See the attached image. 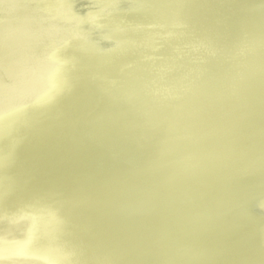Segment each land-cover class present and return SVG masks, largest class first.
I'll return each instance as SVG.
<instances>
[{
  "label": "bare ground",
  "instance_id": "obj_1",
  "mask_svg": "<svg viewBox=\"0 0 264 264\" xmlns=\"http://www.w3.org/2000/svg\"><path fill=\"white\" fill-rule=\"evenodd\" d=\"M3 1L11 8L15 0ZM84 1L87 0H49L47 4L37 6L43 12L41 15L35 18L23 14L22 21L14 13L6 16L8 25L13 27L11 30L0 29V65L6 63L5 69L13 72H4L6 81H0V99L8 85L27 77L31 80L35 76V80L36 75L40 79L43 75L40 72L47 55L44 56L39 47L35 48L42 41V27L49 28L54 43L63 39L64 26L55 21L60 17L68 20L70 15H78L81 17L78 27L86 28L84 18L88 10L82 5ZM92 1L101 19L95 35L102 33L110 44V49L96 54L100 70L94 65L92 68V56L98 46L96 37H90L83 55L76 47H68L63 53L70 59L79 58L80 66L90 69L92 74L81 77V70H74L70 92L51 112L38 114L30 110L38 122L16 126L10 138L1 141L0 146L6 154L0 158L6 166L0 170V200L7 201L12 213L10 218H16V210L29 204L32 198H41L37 204L40 209L58 193L66 200L62 208L65 216L74 213L76 202L90 204L95 210L94 216L79 210L84 224L72 225L74 237L83 249V244L92 242L85 256L86 260L93 261L92 264H204V261L210 264H264V248L249 246L253 240L264 236V216L258 208L264 203V170L260 169L257 160H253L255 175L246 178L245 162L251 159L248 154L233 165L221 166L223 162H229L241 146L264 152V95L257 94L254 87L259 72L255 69L242 71L247 74L246 95L254 106L219 98L226 105L221 113H215L213 106L218 99L214 97L202 99L201 112L185 82L189 77L187 72L201 77L202 68L193 58L179 61L175 51L185 44L189 45L188 53L191 48L199 49L206 42V33L215 34L221 19L228 20V40L236 42L233 44L241 43L244 32L257 25L255 39L257 44L264 45V1L258 12L254 10L253 0H242L233 6L245 10L246 16L240 27L233 25L235 17L217 15L222 0H211L205 9L201 7V0H181L184 12L175 10L173 0H119L110 17L106 11L109 0ZM34 5L26 4L25 7ZM56 7L61 8L60 15L55 12ZM201 10L208 20L198 32L197 40L188 42L180 29L176 34L178 39L161 42L156 47V60L143 58L142 50L154 47L165 21H183L194 26L195 16ZM148 22L151 28L144 31ZM71 30L73 33L76 27ZM11 40V43L16 41V51L6 53L5 44ZM217 45L218 51L226 53L227 57L232 54L229 43L220 41ZM120 49L128 51L120 55ZM60 53L61 47L53 54L52 61L56 65L61 60ZM22 57L24 62H20ZM199 57L202 54H198L197 61ZM246 60H251V52ZM120 63L125 64L126 70L117 82L124 93L116 104H112L104 90L110 83L109 75ZM214 67L220 75L219 81L229 89L227 81L232 77L226 74L224 66ZM95 76L101 80L97 98L91 95V89L96 85ZM146 77L151 78L149 84L145 83ZM53 79L60 82L61 76H53ZM78 80H84L83 87L77 85ZM128 80L131 83L126 82ZM262 84L264 86V79ZM152 86L166 87L164 99L154 94L147 101L143 100L144 92ZM172 88L181 94L177 99L185 109L184 115L180 113L179 116L172 105ZM199 89L205 91L207 85L203 83ZM158 101L162 102L161 111L154 108ZM253 110L257 116L253 115ZM237 111L242 112V121H249L248 127H253V131L245 136L238 135L231 122ZM207 121L212 125L209 132L204 129ZM17 138L20 139L18 149L11 156L12 141ZM182 138L184 140L180 142ZM189 148L194 150L188 164L184 153ZM208 151L215 153L211 161L217 164L215 168L222 170L221 176L214 168H208L203 175L197 171L199 164L207 165L208 161L201 160V155ZM227 177L230 178V190L224 183ZM154 179L158 181V187L152 190ZM179 189L183 193L178 197ZM9 191L11 195L6 196L4 192ZM248 196L255 202H249ZM243 209L245 211L241 212ZM37 213L32 212V218H36ZM29 229L26 224L25 233ZM13 241L20 247L27 246L29 253L36 245L37 252L45 255L57 249L51 241L43 243V236L34 240L17 231ZM100 246L104 250L99 249ZM98 249L104 252V260H96ZM59 250L57 252L61 253ZM120 256L126 259L123 263ZM79 260L74 257L72 264H78ZM19 263L24 264L23 261Z\"/></svg>",
  "mask_w": 264,
  "mask_h": 264
},
{
  "label": "water",
  "instance_id": "obj_2",
  "mask_svg": "<svg viewBox=\"0 0 264 264\" xmlns=\"http://www.w3.org/2000/svg\"><path fill=\"white\" fill-rule=\"evenodd\" d=\"M143 1L145 2V0ZM210 1L211 0H201V7L204 9L208 8ZM241 1L242 0H222L217 15L220 17L225 16L226 18L229 16L235 17L236 19H233V25L235 27H240L246 16L245 10L243 9V7L241 8L233 6L239 4V2ZM263 1L264 0H253L255 4V12L261 10V4ZM48 2L49 0H15L12 7L9 8L7 2L0 0V29H12V24L9 23L8 25V20L6 18V16L11 15L10 13H14L17 17L20 18L21 21L23 20V14L35 16L36 18L43 13L37 6L47 4ZM172 2L174 3L176 11H185L184 5L181 0H173ZM35 3L36 5H34ZM118 3L119 0H109L108 7L106 9L108 17H110L112 13H115ZM26 4L34 6L25 7ZM82 5L88 10L86 17L84 18V20L86 21V28L78 27V22L81 19V17L78 15H70V19L68 20H64L62 17L58 18V20H55L57 23H60L62 26H64V33L62 34L63 39L61 42L54 43L53 40L50 39L51 32L49 28L42 27L40 31V34L42 35V41L38 42L40 43L39 46H37L38 43L35 46V48L39 47V49L44 52V56L47 55V58L43 62L44 68H42V71L40 72V74H43L39 76L40 79H38L36 75L35 80V76L31 80L27 77L23 81L19 79L18 82H14L13 84L7 86L8 88H6V93H4L2 99H0V145L2 144L1 141L10 138L16 126L26 123L34 125L38 122L35 114H31L30 110H34L35 112H38V114H44L46 112H51L55 108L56 103L59 102V100H61L68 92H70L72 88V72L74 70H76L77 68L78 70H81V77L83 75H85V77H89L90 74H92L90 69L80 66L82 61L79 58L70 59L66 55V53H63L68 47H76V50H78L79 54L83 55L88 48L90 37H96L98 46L96 47V53L94 51V54L92 56V68L96 67L95 69L100 70L98 68V66H100L99 58L96 54L101 52V50L105 51L110 49V44L107 43L106 36L102 33H99L98 36L95 35L96 29H98L101 24V19L95 12V2H93L92 0H87L84 1ZM60 9L61 8L59 7H56V9H54L55 12H57V15L61 14ZM50 17H52V15H50ZM195 17L197 18L196 24L194 25L195 27L189 24L187 25L183 21H181L180 23L165 21L164 30H162L161 36L157 37L154 47L151 49L142 50L143 58L156 60L157 55L154 52L156 47L160 46L161 42L165 43L174 38L178 39L176 38V34L180 29H182L184 37L188 40V42L197 40L198 32H200V30H202V26L206 24L208 16L204 11L201 10V13H198V16ZM226 22H228V20L226 21V19H221L219 21L218 25L215 27L214 35H209L208 33H206V42L202 46H200L199 49L197 48L196 50L194 48H191V53H188L190 49L189 45L187 44L183 45L185 47L183 48L182 46V49L180 48V50L179 48L175 49L179 61L191 60L193 58L202 68L201 77L194 72H187L186 75H189V77L185 82L186 85L190 88L192 97L194 101H196V105L199 106L198 108L201 112L203 111L201 107V103L203 102L202 99L210 100L214 97H217L215 98L216 100L218 99V102H216L213 106V110L215 113H221L223 107L226 105V102H224L222 99V101H219V98L227 99L231 102H241L244 105L252 104L254 106V102L246 95L247 74L243 73V70H247L248 72H250L255 69L259 72L258 79L256 80L254 87L257 89V94L264 95V86L262 84V80L264 79V64L262 63V60L264 58V45L257 44L259 42L255 39L258 32L257 25H254L250 30H246L244 32L246 34L243 41L235 45L233 43L236 42H230L228 40V29L226 28ZM117 25L119 26V24H115L114 26ZM72 27H76V30L73 31V33H70L72 32ZM150 28L151 23L148 22L144 26V31H148L150 30ZM12 41L13 40L8 41V43L5 44L6 53L9 50H12V52L16 51V41L11 43ZM220 41L229 43V46L232 50V54L229 57H227L228 55L226 53H221L220 51H218L219 48L217 44ZM64 45L66 46L63 47ZM54 47L56 48L55 50ZM59 47H61V53L59 56L61 60L58 61V64L56 65L52 61V58L53 54H55V51ZM127 51L128 50L124 51L120 49L118 53L122 55ZM248 52H251L250 61L246 60ZM198 54H202V57H199L197 61L196 57H198ZM230 57H233V59L230 60ZM22 59L23 57L21 58L20 62L25 61V59ZM6 65V63H4L3 66L0 65V81H6L4 72H13L12 69H5ZM60 65L61 69L59 72L58 67ZM93 65L95 67H93ZM121 65L122 63L117 66V70L114 73L109 75L108 79L110 80V83H107V88L106 90H104V92L108 96H110V101L112 104H116V102L122 98L124 93V90L118 87L117 82L120 78L123 77L122 73L124 72V70H126L125 64H123L122 66ZM215 65L224 66L226 74H228L229 77H232L227 81L230 87L229 89H226L224 87V84L219 81L220 75H218L217 68L214 69ZM64 68L66 69L64 70ZM167 71H169V69ZM53 76H57L58 78L61 76V81H54ZM93 79L96 85L95 87H92L91 95L94 98H97L99 97L100 93L99 83L101 82V80L99 76H95ZM83 81L84 80H78L77 85L83 87ZM126 82L131 83V80H128ZM150 82L151 78L146 77L145 83L149 84ZM203 83L207 85V89L205 91L201 90L200 92L199 88ZM165 91V86H152L144 92L142 98L143 100L147 101L151 96L156 94L160 97V99H164L163 94H165ZM170 91H172V105L176 109V112L179 116H181L180 113L184 115L185 109L178 103L177 99L181 96V94L178 93L179 91L176 88H172L170 89ZM253 106L250 107L256 109ZM154 108L156 111H161L162 102L158 101L154 105ZM252 113L254 116H257L256 110H253ZM72 115L76 116V114L74 113H72ZM242 117V112L237 111L233 114L231 122L235 126V132L240 136H245L249 132L253 131V127H248V125H250V122L242 121ZM211 128L212 125L210 124V122H205L204 129L209 132ZM173 139L174 138L170 140ZM19 140L20 139L17 138L16 141H12L13 143L10 148L11 156L12 154H15L17 152V145ZM183 140V138L180 139V142H183ZM159 143L162 146L165 145L163 142ZM224 148L226 147L224 146ZM193 150L194 148H189L188 151L184 153V160L187 161L188 164L191 161V153ZM3 154L5 155L6 153H3L0 146V156ZM214 154L215 153L208 151L204 152L201 155V160L208 161V163L205 167L200 166V164L197 166V171L200 175H203L208 168H214L217 175H222V170L220 168H215L217 164H215L214 161H211V157ZM244 154H248L251 158L247 159L245 162L246 178H250L255 175V167L252 163L253 160H257L259 165L261 166L260 169L262 168V171L264 170V152H256L247 148H243V146H241L240 149L234 151L229 162H223L221 166H230L235 164L238 160L243 159ZM5 166L6 163H4L0 158V170H2ZM224 183L226 188L230 190L229 177L225 179ZM151 185L152 190L156 189L158 187V181L155 179L152 180ZM182 193L183 190L179 189L177 196H181ZM4 194L6 196H9L11 195V192H4ZM40 199L41 198L34 197L29 200V204L18 208L16 210V218L13 219L10 218L12 213L9 210V206H7V201H4L2 199L0 200V224L2 223V225L0 226V228L2 229V231L0 232V246L3 244L0 248V263L20 264L19 262L23 261L24 264H72V260H74V257H79L81 260H79L80 262L78 264H92V260L88 261L85 258L87 251L90 249V245H93L91 244L92 242L89 241L83 244V246L85 247L83 249V247H81L80 243L76 241L74 237L72 225L75 223L84 224V219L78 213L79 210H84L91 216H94V208L90 204L76 202L73 204L75 208L74 213L71 216H65L62 213V208L66 200L61 196V194H54V196L51 197L50 200L46 201L48 202L46 205H43L40 209H38L37 204ZM246 199L249 202L253 200L252 196H248ZM253 202L255 201L253 200ZM258 208L260 210V213L264 216V203L261 206L259 205ZM207 209L209 212L211 211V208L209 206L207 207ZM240 211L244 212L245 209ZM32 212H38L36 218H32ZM26 224L30 226V229L25 233L24 228ZM16 231L18 233H24L28 238H34V240L39 236H43V243L47 242V244H49L51 241L53 242V244H55L54 247L57 249L45 255L43 253L41 254V252L39 251V253L37 252L36 245L34 251L29 253L27 246L23 245L20 247L18 242L13 241ZM262 231L264 235V226ZM2 239L3 242H1ZM249 246L252 249L254 247L264 248V236L260 237L259 240H253ZM58 248H60V250ZM99 249L104 250L103 247ZM99 249L95 251V258H97L96 260H104L103 257L105 256V254ZM57 250H59V252L61 253H58ZM119 259L122 261V263L126 260L121 256L119 257ZM107 264L121 263L110 262ZM204 264L210 263L208 261H204Z\"/></svg>",
  "mask_w": 264,
  "mask_h": 264
}]
</instances>
